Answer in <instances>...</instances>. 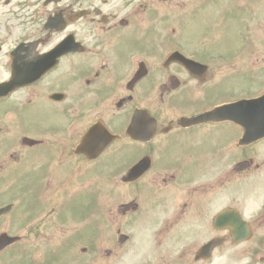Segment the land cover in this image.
<instances>
[{"label":"rangeland","instance_id":"1","mask_svg":"<svg viewBox=\"0 0 264 264\" xmlns=\"http://www.w3.org/2000/svg\"><path fill=\"white\" fill-rule=\"evenodd\" d=\"M193 1L195 0H162L161 4L164 8H166L169 12L175 13V11L182 6V8H189L192 4ZM64 0H59L58 2H53L49 5V8H54V7H58V5H60V3H63ZM225 2H227V4H224ZM255 2V8L254 11L257 14H262V11H264V0H254ZM234 0H223V2L221 1L220 4L218 5H214L213 8H216V11H221L226 7V5H233ZM6 6V5H5ZM4 7H2L3 9ZM8 8V7H7ZM81 8V6H78L77 8L75 7V9H79ZM240 7L238 5H234V10H235V14H230L229 17L232 18V20H234L235 22L240 23L242 20L241 19H236L238 12L240 14V16L242 15L240 13ZM211 10V9H210ZM213 10V9H212ZM211 10V11H212ZM209 14L205 15L203 18L206 19L207 16ZM262 16V15H261ZM258 16V17H261ZM198 16L193 19L188 26V31L187 33H185L184 35V39L182 40V44L185 47H188L191 50H197L198 47L201 48L199 55L201 57H209V54L207 53L206 49L204 47H201L200 45H196L197 40H195V38H193L192 36L194 34H196L198 31L202 30V21L201 19L197 20ZM173 21H175L177 18L175 16H172ZM78 20V19H77ZM182 20V18L180 19V21ZM244 20H246L244 18ZM83 21V20H81ZM79 22V21H78ZM77 22V23H78ZM255 24H249L250 26L245 27V24L247 23H243V24H238L235 25L234 23H232L231 21H229L230 24V28L229 30L226 32L225 35H223L222 37V41L220 42V47L225 46V48H221V50L215 55L216 58L218 57H225L228 58L229 54H233L237 51H239L240 53L244 52L243 49V45L241 43L243 37V33H245V30L248 32L249 30L254 31V42H255V47L253 50L252 54L243 56V57H238L237 61L232 62L230 65L234 68L236 66H238L240 68V70H242L241 68H252V72H253V76L257 77V81H256V85H254L253 88H245L244 90H242L240 93H238V95H244L245 93L247 94L248 91H250L251 94L254 93H259L261 91L264 90V26H262L263 29L259 28L261 27V21L259 20V18H256V20L254 21ZM177 24V23H176ZM82 26H80V30H82ZM172 28V27H170ZM215 25L213 24H209L208 27L204 28L205 32L207 34H210L212 32H214V29L216 31ZM256 28H259L257 31V34H255ZM176 31V29H172L171 33H174ZM159 30H153V31H147L143 34H149V36H151L152 39H157L159 37ZM213 37H216V33L213 34ZM79 38H82V36H79ZM224 39H228L227 41L223 42ZM209 42L213 41L210 40V38H208ZM239 46V49H238ZM130 47H135V44H131V43H123L121 45V50H126ZM208 50H209V46H208ZM214 51H216V48L214 49ZM215 54V53H214ZM123 55L125 54H109L107 53L104 57L100 58L99 60L103 63L105 62H109V64H106V67H109L110 65H112V63H110L109 58H112L114 56H118L120 58H123ZM127 56V55H125ZM80 57V56H78ZM126 60V58H125ZM148 61L149 63H152L153 61H155L151 55L148 56ZM90 65H93V62H90ZM83 67L88 71V73L90 74V66H86L83 64ZM232 67L226 66L225 70L223 72L227 73L231 70ZM215 68V67H214ZM61 69V68H60ZM64 70L67 69V64L65 65V67L63 68ZM61 69V70H63ZM107 71L102 70V73H106ZM176 74V75H175ZM173 75L178 78V80L180 81H184V74H178L175 73V71H173ZM3 76V75H2ZM186 76V75H185ZM244 75L239 74L236 79H233L230 81V85L237 89V88H243V87H248L247 86V80H245L243 78ZM217 78H220L221 75H216ZM198 84L197 85L194 80V85H195V91H190L189 93H195L194 94V98H198L200 96H202V88L206 87L205 81L201 82L198 79H195ZM211 80L208 79V81ZM59 80H57L54 84L50 85V87H47L49 83H46L44 85V87H47V91L45 92V95H43L44 92H42V89L40 88V97L42 98V101L44 102V104L42 105V107H38V108H42V110H44V114L41 113V115L38 116L36 122H35V126L36 127H44V126H54V124H52L54 117L56 115L55 112H53V110L51 109L52 104H50L49 101V94L58 86L57 82ZM263 84V86L261 87V85ZM180 85V84H179ZM64 87V86H61ZM76 87H80V85L76 86ZM64 90L66 92V94L68 95L69 99H72L74 97L73 94L78 93L81 95L80 98H76L73 101H79L82 99L85 90L82 88H78L76 90H73L70 87H64ZM159 91V90H158ZM249 93V94H250ZM66 98V95L64 97V99ZM34 101V100H33ZM37 102L34 101L33 106H35ZM41 103V102H40ZM144 106H146L147 108H149L150 110H148V112L152 115V116H158L162 121V125L166 124L168 122V120L171 118L170 117H166L165 115V110L164 107L161 104H158V101H153L150 103H146ZM182 112L179 110V112H181V115L184 114V112H186L185 114H187L188 112V106H183L182 107ZM1 110H0V114H1ZM116 108L114 106H112L108 112L104 115V119L109 118L110 116H116ZM180 115V116H181ZM79 116L81 117L84 125L82 128L88 126L91 122H94L98 119H100L101 114H99L98 116L94 117L92 120H87L84 117H82V113L79 112ZM179 116V113L178 115ZM180 120V117H178ZM177 119V121H179ZM37 124V125H36ZM31 126V124H30ZM61 126V122L59 121L58 124L56 126H54L55 128H59ZM175 126V125H174ZM229 126H222V125H217L215 126V128L217 130H223L225 129L227 132H230L228 130ZM31 128V127H30ZM15 126L14 123L12 121H9L3 125H0V134L1 135H5V133H7L8 135H13L15 133ZM172 130H168L167 132H171ZM62 132V128L61 131ZM214 132H218L213 136H210L209 139H211V141L216 144V146L219 147L221 146V142L218 139H223V137L225 136L224 133H219L220 131H214ZM232 132V131H231ZM163 134V133H162ZM161 134V135H162ZM221 135L222 137H215L217 135ZM167 137L169 136H162V137H158V142H160L161 144L163 143H167L169 142V140H167ZM201 140H196V142L192 141V140H186L187 145L184 148H191V155L192 159L195 162V165L198 166V168H196V174H197V178L195 180H191L192 182L194 181L195 187H199L202 186L203 189L207 188V191L212 190L213 188H223L225 190H227L228 188H236V189H242L241 192H238L237 194H242L244 195V197L248 198L247 201L245 202V198H240V197H232L231 199H229L228 201H218L217 199L214 200V202H209L212 206V208L210 206H207L205 208L200 207L198 208L196 206V204L198 203L197 201L194 202V192L191 191V187H193V183H189L186 181L185 185L180 186V187H176L175 185H173L174 181V177L172 178V174L174 172V169L172 168V166H174V163H168L167 161L165 162V167L164 168H159L157 166H153L148 168V170L144 173V175L141 178H145L148 179L152 182V184L156 187V189L161 190L164 189L165 187L168 186V188H166V191L164 192V194H173V193H178L177 191L178 188L181 189L180 192V197L183 199V202L185 203L184 205L186 206V211L185 214L183 215L182 213L176 217L177 219V223L174 224V226L172 227L171 231L169 232L166 240L164 241V243H162L163 245L166 246V252L162 253V257L161 260L158 263L154 264H173L174 262H170V257H172L173 260V252H178L181 250H185L184 252L186 253V261L183 262L181 258H178L177 255H175L174 257H176V259H179L177 262L178 263H188V264H207L204 259L194 262L192 259V256H194L195 251L198 250L199 246L204 242L207 241L208 239L213 238L214 236H221L220 238H222L221 243L217 246V248L214 250V253L219 250L222 249L224 246L228 245V235L226 232H220V233H216L214 232V230L212 229V225H211V218H213V214H210L212 212H216L217 210H221L223 207H231V206H235L237 207L239 210H241L242 212H244V214H248L252 211V202L251 199L254 203H257V201L260 199V196L262 194V180L259 177V175H264V156H260L258 155L259 152L264 151V144L258 143L255 144L253 146H251V148L245 150V151H238L237 154L240 155V157L242 159L245 160H250V158H252L251 163H249V165L247 166V168L240 170V171H235L234 173L230 174L229 178L226 179L223 183H219V184H212L211 180L209 178V176L212 174H214L219 168H221L222 166H226V164H228L230 161L234 160L235 162L238 161H242L241 159H237V158H233L230 155H224L222 153V150L220 149V153L218 152V157L220 159V162L218 164H215L216 160L212 159V156H209L207 154V149L208 146L207 141L202 143L203 138H200ZM52 143V142H51ZM209 143V142H208ZM264 143V142H263ZM200 145V148L203 149L204 153L202 154V150L199 149L197 146ZM231 144V143H230ZM229 144V145H230ZM252 144V143H251ZM180 145V144H177ZM229 147V146H228ZM232 148V150H234L233 147H229ZM258 149V150H256ZM188 149H186L185 151H175V157L178 159H184L186 154L188 153ZM21 154V152H19ZM109 154V151H106V153H104V156L107 157ZM122 154V153H121ZM201 154V158L200 155ZM119 155V154H118ZM117 155V156H118ZM114 157V156H112ZM110 158H106L103 161L104 164V168H106L107 170H98L97 172L94 173V175H92L91 177L88 178V184L83 183H73V176L72 175H68L67 176V180L64 183H60V184H56V187L58 188L61 187L62 192L64 193L65 190H71L72 189H77V191L81 190L84 187V191L86 193L87 188L90 189V192H95L98 193L100 191H104L105 193L102 195L104 197V201L106 203V209L111 210V214H113L116 219H118L120 221V216L122 215L121 212L119 211L117 213V215H115V211H116V204H122L128 200H130L131 198L135 199L134 197L136 196V191L134 190L133 186L130 184H134L130 183V184H125L123 182H119L118 178L120 176V174L113 172V170H111V165L113 164V159ZM116 157V156H115ZM126 158H128L125 162H123L124 165H122V168L125 169L126 168V164L127 162H129L130 160L132 161L134 158V156L132 158L129 157V155H125ZM203 158V159H202ZM12 159V158H11ZM13 160V159H12ZM83 162V161H82ZM18 164L17 161L12 162L11 167H13V170L16 171V175L15 177L10 180L9 182H5V181H1L0 179V206L3 204H6L8 202H15L17 203V205H20L18 208H14L10 213H7L4 217H0V222L3 220V226H0V234L2 232H6L9 235L12 236H21V239L24 240L23 242H26L30 240V244L33 248V250L35 252H37V255L41 258L44 259V251H49L50 249H48L50 246V248H56L58 246V244L62 241V240H66L69 237H71L73 241H76V244H74L72 246V251H70L67 254H60L58 259L55 262H50L49 264H116L113 263V258L116 260L117 254L115 252H112L110 255H105L103 256L101 259H97L95 262L94 260L90 263L88 261V251L90 250V245L92 244L88 237L91 235H94L93 233H89L86 232L85 230L82 231L80 226L81 223L80 219L79 221L76 220H69L67 218H64V216H60L58 213H60V211H57V213L55 212V207L53 205H46V206H42V208H47V211L45 214L43 213V215L41 216L40 222L34 224L33 226L30 225L29 221L31 220L32 217H34L37 213V208H30L27 206H25L26 208V212H23V204H22V198L25 199V197L28 194V186L26 185L27 181H38L37 178L33 174H30V171L28 169H23V167H20L21 169L18 170L16 169V167L14 166V164ZM83 166L85 165V162H83ZM26 167V166H24ZM81 169H79L78 174L81 172ZM202 171V173L198 172ZM223 169V168H222ZM7 168L6 167H0V176L2 173L6 172ZM127 169H125L126 171ZM221 170V169H219ZM218 170V171H219ZM108 171H110V174L108 175ZM217 171V172H218ZM216 172V173H217ZM66 174V173H64ZM77 174V175H78ZM190 174H191V170H190ZM205 174V175H204ZM216 175V174H215ZM6 176V174H5ZM75 176V173H74ZM1 178V177H0ZM208 179L206 181H204V179ZM239 178V179H238ZM173 179V181H172ZM200 180V181H199ZM166 181L169 182V185H162V182ZM190 181V180H189ZM204 181L201 185H199L200 182ZM85 182H87V179L85 180ZM125 184V185H124ZM175 184V183H174ZM199 185V186H197ZM120 188V189H119ZM169 188H175V190H170L167 191ZM72 191V190H71ZM206 190H204L205 192ZM33 192V191H31ZM157 193L163 194V191H156ZM249 194V195H246ZM147 195H151L150 192L147 193ZM31 197V195L29 196ZM62 197H66L65 195L60 196V198ZM145 198L143 195L139 194L137 196V199H143ZM93 201V200H90ZM181 202H174V206H177L178 204H180ZM255 205V204H254ZM181 206V205H180ZM194 207L196 209V213L195 214L192 211V207ZM254 207V206H253ZM252 208V209H251ZM251 209V210H250ZM175 210V209H174ZM126 211H124L123 213H125ZM172 214L174 213V211L171 212ZM246 214V215H247ZM155 216L152 215V213L148 214V216L143 220V227L141 228L139 226L134 228V232L137 234L136 237L139 238V236L141 237L142 233L145 231V233H151V224L153 221V217ZM159 217V215H156ZM201 216V220L200 217ZM249 216V215H247ZM246 216V217H247ZM152 217V221L150 222V219ZM193 217H198V220L196 223H194L192 221ZM175 218V217H174ZM150 222L149 225H147ZM146 224V225H145ZM181 224H188L190 225V227L187 228H179V226ZM143 229V230H142ZM147 229H149L150 231H147ZM142 230V231H141ZM195 239L193 244H190L189 246H185L181 249H178V247L182 246L184 242H190L191 240ZM249 241H252L250 243V245H252L253 243H256V240L252 239L251 236L249 238ZM29 244V245H30ZM185 244V243H184ZM131 245V241L128 244V247L130 248ZM169 246L175 248L176 246L177 249H171L169 251ZM48 247V248H47ZM144 248L143 243L139 242L138 244L135 245L134 249V255L138 256L141 254L142 249ZM168 248V249H167ZM167 251H169V253H167ZM91 252V250H90ZM12 254H8V252H4L3 254L0 255V264H25L26 262H28L29 258H23L21 257L19 254H17L16 256H11ZM36 255V254H35ZM72 255L74 257H72ZM213 256V253H212ZM21 257V258H20ZM185 258V255L183 256ZM141 260L138 259V257L134 260H125L123 259L122 262L120 264H138ZM174 261V260H173ZM210 261V260H209ZM211 264V262H210Z\"/></svg>","mask_w":264,"mask_h":264},{"label":"flooded vegetation","instance_id":"2","mask_svg":"<svg viewBox=\"0 0 264 264\" xmlns=\"http://www.w3.org/2000/svg\"><path fill=\"white\" fill-rule=\"evenodd\" d=\"M58 1L59 0H56L55 2ZM134 1L135 0H90L86 6V8L89 9L88 14L90 13V16L78 20L74 17V14H76L78 11V9H75V7L77 8L79 6L78 0H64L63 3L58 5V7L54 8H47V6H49L51 3L46 5L43 2L42 5L37 9V17L39 20H41V23L34 32H32L30 28H23L20 31L11 33L0 40L2 50L4 47H6V51L8 52L7 62L5 61V65L3 64V61L1 62V65L5 67L4 73H6V77L0 78V80H3L4 78H10L12 64L14 62L23 66L22 70L19 72L21 74L20 77L22 78L28 77L32 73L43 71V68H46V65L41 68H36L38 57L50 50L54 44L61 41L71 30H74L73 34L77 38L79 25H85L82 30L86 31L85 36L87 37L88 42L84 51L81 53H67L66 55L61 56L56 63H52L44 73L39 75L37 80L23 87L25 90H27V92L25 91L24 95L27 96L30 101L34 100L39 105L42 101V98L38 99L37 97L41 94L39 89L41 88L42 92L47 91V87H50V85L59 80L57 85L60 86L56 87L52 92H63L64 95H66V98L59 102H55V105H60L61 107L66 108L69 102L67 100L68 95L66 94L64 87L73 85L88 73V71L83 67V64L90 66L91 70L95 66V63L100 58H102L105 50L110 45L113 29L112 24L116 25L121 18L122 22H127V12H129L131 15H137L136 9L131 6ZM199 1L200 0H195L193 3H198ZM161 2L162 0H155L156 4L160 5ZM142 9L143 8H141V10ZM53 15L59 16L64 23L63 29L59 32H55L54 30L47 29L45 27V21ZM131 15L129 16V20H134L132 17L133 15ZM166 21L171 24L173 23L172 17H168ZM172 29L174 30L175 28L172 27ZM21 45H24L22 51L18 50ZM109 60L110 63L113 62V66L117 72H123L125 66L127 65L128 57L125 55H123V58L115 56V58H110ZM91 61L93 62V65H90ZM66 64L67 69L64 70L63 68ZM105 64H109V62L107 61ZM178 69L179 68L177 66L169 65L167 76L172 75L173 71L176 73ZM186 77L189 78L188 75H186ZM171 78L172 77H169L165 82L160 84L161 89L167 90L168 92L172 90L173 85H171ZM148 81L150 84L152 82H158L160 79L151 75L149 71ZM194 81L197 82L196 80ZM194 81L192 80L189 82L195 86ZM46 83L49 84L47 87H44ZM196 84L198 85V82ZM17 91L11 93V95L7 97L6 102L3 100L4 98H0V102L2 101L0 104V110L4 108L12 109L14 106L20 105L22 103V101L17 97ZM43 95H45V92ZM130 98L131 97L129 95L125 96L122 101L129 100ZM38 107L39 106H36L31 111L23 110V116L25 118H30L31 116L38 117L41 115V113L44 114V110ZM57 111L60 112V107L57 108ZM181 129L182 128H179L180 131ZM158 134V125H156V137ZM64 147L66 148V144ZM13 150L14 144L11 143L8 147L7 138L0 134V152L3 154H10ZM201 150L203 151V149ZM189 152L191 153L192 151L189 150ZM199 155L201 156V154ZM187 179V177H181L178 179V183H184L187 181Z\"/></svg>","mask_w":264,"mask_h":264}]
</instances>
